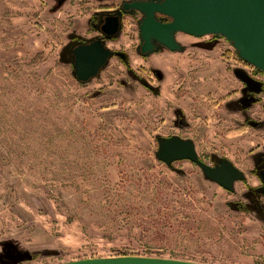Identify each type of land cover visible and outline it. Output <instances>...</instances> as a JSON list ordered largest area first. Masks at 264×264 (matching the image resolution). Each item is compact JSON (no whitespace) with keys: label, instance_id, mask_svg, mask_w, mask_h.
Segmentation results:
<instances>
[{"label":"rangeland","instance_id":"374dc122","mask_svg":"<svg viewBox=\"0 0 264 264\" xmlns=\"http://www.w3.org/2000/svg\"><path fill=\"white\" fill-rule=\"evenodd\" d=\"M119 4L0 0V264H264V73L222 36L180 32V51L142 55L132 10L101 31ZM96 39L126 58L80 82L73 49ZM169 138L241 179L226 191L161 162Z\"/></svg>","mask_w":264,"mask_h":264},{"label":"water","instance_id":"95a60500","mask_svg":"<svg viewBox=\"0 0 264 264\" xmlns=\"http://www.w3.org/2000/svg\"><path fill=\"white\" fill-rule=\"evenodd\" d=\"M129 7L142 14L138 24L142 55L157 51L160 46L172 52L180 51L182 48L175 40L176 33L180 32L194 37L222 36L232 44L241 60L264 73V0H161L157 3L135 1L130 5L124 3L123 10H128ZM118 15L108 17L101 27L106 37L118 33L120 27ZM113 55L124 58L123 53L112 52L99 39L76 46L73 49L76 79L87 82L95 77ZM240 78L245 82L250 81L241 74ZM157 158L167 164L176 160H188L200 168L206 178L226 191H231L233 183L241 179L239 171L228 162L213 167L203 163L190 141L178 138L161 140ZM260 176L264 180V173ZM63 264L199 263L126 256Z\"/></svg>","mask_w":264,"mask_h":264},{"label":"flooded vegetation","instance_id":"af4514ba","mask_svg":"<svg viewBox=\"0 0 264 264\" xmlns=\"http://www.w3.org/2000/svg\"><path fill=\"white\" fill-rule=\"evenodd\" d=\"M135 1H140V2H154V3H157V2H160L161 0H120V4H119V6H117V8H114V9H107V13L108 14H105L102 18H98V22H101L102 21V19L106 16V15H108L109 17H113V16H117L118 15V12L120 11V9L122 10V12H128V11H130L131 10V7H129V9L128 10H123V5H124V3L125 4H128V5H130L131 3H133V2H135ZM132 11H133V13H131L132 15H136V14H138L140 17H139V19L141 20L142 19V14L141 13H139L138 11H136V10H133L132 9ZM124 14H128V13H122L121 15H118V17H119V24L121 23V21H122V17H124L125 15ZM121 16V17H120ZM158 17H160V16H158ZM166 21H168V20H166ZM124 55V54H123ZM120 60H125V58H126V56H124V58L123 59H121L120 57H118ZM263 161H264V159H263ZM263 163V162H262ZM264 164V163H263ZM263 164H261V165H263ZM260 165V166H261ZM262 170H260V174H262V173H264V165L262 166V168H261Z\"/></svg>","mask_w":264,"mask_h":264}]
</instances>
